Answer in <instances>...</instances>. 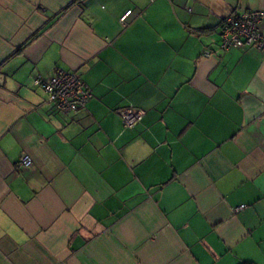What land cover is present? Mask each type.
I'll return each mask as SVG.
<instances>
[{
    "label": "crops",
    "instance_id": "obj_1",
    "mask_svg": "<svg viewBox=\"0 0 264 264\" xmlns=\"http://www.w3.org/2000/svg\"><path fill=\"white\" fill-rule=\"evenodd\" d=\"M250 9L0 0V264H264V50L219 49ZM58 69L91 92L76 112L33 84Z\"/></svg>",
    "mask_w": 264,
    "mask_h": 264
},
{
    "label": "built area",
    "instance_id": "obj_2",
    "mask_svg": "<svg viewBox=\"0 0 264 264\" xmlns=\"http://www.w3.org/2000/svg\"><path fill=\"white\" fill-rule=\"evenodd\" d=\"M130 13L131 11L127 10L119 20L123 22ZM262 19L264 12L257 9L230 11L220 23L219 49L221 51H228L231 48L264 50V32L260 27ZM33 84L41 88L53 108L62 113L78 111L91 97L89 88L76 71L58 69L47 79L35 77ZM142 114L141 109L134 107L119 110L122 125L126 129L133 128ZM31 165V157L23 153L16 161L15 168L23 169Z\"/></svg>",
    "mask_w": 264,
    "mask_h": 264
},
{
    "label": "trees",
    "instance_id": "obj_3",
    "mask_svg": "<svg viewBox=\"0 0 264 264\" xmlns=\"http://www.w3.org/2000/svg\"><path fill=\"white\" fill-rule=\"evenodd\" d=\"M242 264H252V263H249V262H244V263H242Z\"/></svg>",
    "mask_w": 264,
    "mask_h": 264
}]
</instances>
